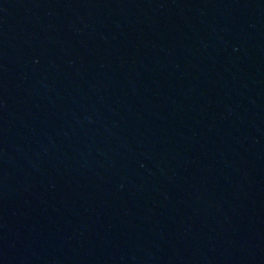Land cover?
I'll return each instance as SVG.
<instances>
[{"label": "water", "instance_id": "1", "mask_svg": "<svg viewBox=\"0 0 264 264\" xmlns=\"http://www.w3.org/2000/svg\"><path fill=\"white\" fill-rule=\"evenodd\" d=\"M0 264H264V0H0Z\"/></svg>", "mask_w": 264, "mask_h": 264}]
</instances>
